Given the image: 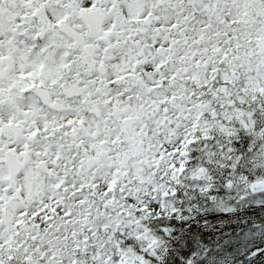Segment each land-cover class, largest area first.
<instances>
[{"label": "snow or ice", "instance_id": "1", "mask_svg": "<svg viewBox=\"0 0 264 264\" xmlns=\"http://www.w3.org/2000/svg\"><path fill=\"white\" fill-rule=\"evenodd\" d=\"M0 264H264V0H0Z\"/></svg>", "mask_w": 264, "mask_h": 264}]
</instances>
